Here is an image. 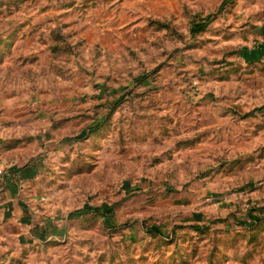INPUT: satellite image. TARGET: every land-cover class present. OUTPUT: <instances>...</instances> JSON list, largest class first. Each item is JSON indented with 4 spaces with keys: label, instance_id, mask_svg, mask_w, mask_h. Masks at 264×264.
<instances>
[{
    "label": "rangeland",
    "instance_id": "374dc122",
    "mask_svg": "<svg viewBox=\"0 0 264 264\" xmlns=\"http://www.w3.org/2000/svg\"><path fill=\"white\" fill-rule=\"evenodd\" d=\"M13 147L0 264H264V0H0Z\"/></svg>",
    "mask_w": 264,
    "mask_h": 264
},
{
    "label": "crops",
    "instance_id": "0c3cea01",
    "mask_svg": "<svg viewBox=\"0 0 264 264\" xmlns=\"http://www.w3.org/2000/svg\"><path fill=\"white\" fill-rule=\"evenodd\" d=\"M12 166H16V147L0 152V218L16 222V175L22 169Z\"/></svg>",
    "mask_w": 264,
    "mask_h": 264
},
{
    "label": "trees",
    "instance_id": "16d2710c",
    "mask_svg": "<svg viewBox=\"0 0 264 264\" xmlns=\"http://www.w3.org/2000/svg\"><path fill=\"white\" fill-rule=\"evenodd\" d=\"M16 170H17V169H16ZM104 207H105L104 209H106V210H105V213H106L107 216H108V215H111V214L113 213V206L108 205V204H105Z\"/></svg>",
    "mask_w": 264,
    "mask_h": 264
}]
</instances>
